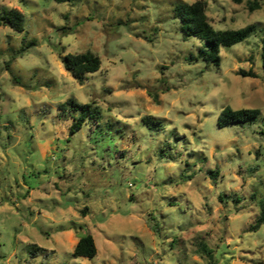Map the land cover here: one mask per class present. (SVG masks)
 Listing matches in <instances>:
<instances>
[{"label":"clouds","instance_id":"1","mask_svg":"<svg viewBox=\"0 0 264 264\" xmlns=\"http://www.w3.org/2000/svg\"><path fill=\"white\" fill-rule=\"evenodd\" d=\"M0 264H264V0H0Z\"/></svg>","mask_w":264,"mask_h":264},{"label":"trees","instance_id":"2","mask_svg":"<svg viewBox=\"0 0 264 264\" xmlns=\"http://www.w3.org/2000/svg\"><path fill=\"white\" fill-rule=\"evenodd\" d=\"M91 246H92L93 250H95L96 246H95L94 240H92Z\"/></svg>","mask_w":264,"mask_h":264},{"label":"rangeland","instance_id":"3","mask_svg":"<svg viewBox=\"0 0 264 264\" xmlns=\"http://www.w3.org/2000/svg\"><path fill=\"white\" fill-rule=\"evenodd\" d=\"M94 243H95V246H97V245H96V241H95V240H94Z\"/></svg>","mask_w":264,"mask_h":264}]
</instances>
